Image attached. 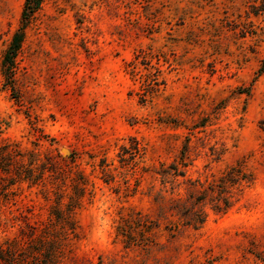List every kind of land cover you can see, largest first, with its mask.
I'll use <instances>...</instances> for the list:
<instances>
[{
	"label": "rangeland",
	"instance_id": "obj_1",
	"mask_svg": "<svg viewBox=\"0 0 264 264\" xmlns=\"http://www.w3.org/2000/svg\"><path fill=\"white\" fill-rule=\"evenodd\" d=\"M24 4L0 264H264V0Z\"/></svg>",
	"mask_w": 264,
	"mask_h": 264
},
{
	"label": "trees",
	"instance_id": "obj_2",
	"mask_svg": "<svg viewBox=\"0 0 264 264\" xmlns=\"http://www.w3.org/2000/svg\"><path fill=\"white\" fill-rule=\"evenodd\" d=\"M42 1L43 0H25L24 8L22 11V18L24 23L29 19L30 15L41 5ZM22 40H23V33L17 32L13 37L11 45L4 53L2 59V65L4 66V74L7 79H10L12 78V76H14L15 67H16L15 56L21 45ZM135 148H137V150H140L139 146ZM228 206H229L228 201H224V208H227ZM217 208H218L217 210H221V208L219 207ZM198 220H199L198 222L202 223L204 222L205 217L202 216L198 218Z\"/></svg>",
	"mask_w": 264,
	"mask_h": 264
}]
</instances>
